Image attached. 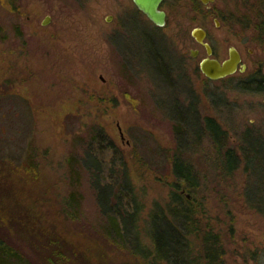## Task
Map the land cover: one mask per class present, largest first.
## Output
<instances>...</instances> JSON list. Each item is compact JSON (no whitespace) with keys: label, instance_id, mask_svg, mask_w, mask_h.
I'll return each mask as SVG.
<instances>
[{"label":"rangeland","instance_id":"1","mask_svg":"<svg viewBox=\"0 0 264 264\" xmlns=\"http://www.w3.org/2000/svg\"><path fill=\"white\" fill-rule=\"evenodd\" d=\"M14 3L17 12L0 3V171L5 177L0 175V184L6 179L15 201L94 262L99 251L107 264H133L129 251L100 234L108 215L101 212L93 180L113 185L127 167L140 206V239L149 246L150 214L156 205L166 208L174 191L170 157L176 153L198 172V219L202 231L220 241L218 263L264 264V214L250 200L264 207L263 175L245 170L243 159L225 175L200 119L214 118L239 154L247 137L248 168H259L264 92L243 87L250 78L264 79V38L256 28L264 24V0L207 5L165 0L164 27L152 23L133 0ZM214 18L237 20L240 28L216 26ZM196 28L207 31L216 59H227L236 47L246 68L225 79H207L199 67L206 50L192 35ZM88 153L99 169L85 170ZM29 165L34 171L26 176ZM75 190L79 214L71 219L65 200ZM104 190H99L101 200ZM122 201L124 211L131 212L129 198ZM2 205L0 214L6 216ZM127 223L132 228L133 220ZM11 237L33 261H41L43 250L29 246V233L12 230ZM192 241L196 255L201 242Z\"/></svg>","mask_w":264,"mask_h":264},{"label":"trees","instance_id":"2","mask_svg":"<svg viewBox=\"0 0 264 264\" xmlns=\"http://www.w3.org/2000/svg\"><path fill=\"white\" fill-rule=\"evenodd\" d=\"M6 1L8 0H0L3 7L11 12L19 10L14 0ZM158 59L160 60V57L157 58V61H159ZM256 81L255 78L244 81L243 90L264 92V79ZM200 119H203L205 125H207L205 136L208 135L210 138L221 171H224L225 175L235 172L243 159L246 166L245 170L263 175V178L260 179L259 189L264 191V161H261L257 169L248 168L250 151L245 146V142L248 140L247 137L243 138L244 147H241L243 151L239 154L236 148L227 145L228 134L214 118L203 117ZM180 143H183L181 137ZM108 146L111 147V150L115 149L112 143H109ZM177 153L181 154L183 152L178 148ZM90 158L94 160L92 164L88 162ZM170 160L173 165L172 171L176 176L174 191L166 208L156 205L150 214L147 224L152 229L146 230V233L151 245L146 246L145 241L140 239L141 232L137 226L140 206L125 162H123V166L126 167L125 171H122L120 179L115 184L101 186L97 182V178L93 180L97 188V200L101 212L103 215H108L106 226L100 230V234L109 243L129 251L133 264H219L218 247L220 241L211 233L205 234L198 219L200 209L195 202L197 195L195 189L198 188L200 182L197 179L198 172L194 171L191 164H185V159L179 154L175 153L170 157ZM98 164L97 159L89 153L83 160V167L87 172L89 169H99ZM31 171H34L31 165L24 168L26 176ZM5 181L6 179H3L0 184V199L4 198L3 200H6V204L2 205V202L0 203L3 206L2 209L6 212V216L0 214V264H58V262L59 264H107L104 252L98 251L96 256H99V258L95 257L96 262H94L91 254L80 250L66 236L54 230L50 232L44 229L41 222H38L37 216L36 219L31 217L28 210L15 201L13 187L11 189V185ZM101 188L105 189L103 201L101 200L102 194L99 191ZM185 193L192 196V199H188ZM123 196L129 198L131 212L124 211ZM6 197H13V199L7 200ZM76 197L78 196L75 190L65 200L67 216L71 219H75L76 215L79 214L80 202ZM131 199L133 200L130 201ZM250 200L253 202L252 205L257 202L255 203L257 208L264 214L262 203L252 198ZM127 219L133 220L132 228L129 227ZM12 230H23L25 233H29V246L32 249L41 248L43 250L41 261H33L25 249H21L17 242H13ZM192 237L201 242L200 253L196 255L193 254L194 241H192ZM34 238H36L35 242H33Z\"/></svg>","mask_w":264,"mask_h":264},{"label":"water","instance_id":"3","mask_svg":"<svg viewBox=\"0 0 264 264\" xmlns=\"http://www.w3.org/2000/svg\"><path fill=\"white\" fill-rule=\"evenodd\" d=\"M136 7L141 11L152 23L158 27H164L167 23V13L161 7L164 0H133ZM203 4L213 3L215 0H200ZM44 21V24L48 23ZM195 40L202 44L206 50V57L203 58L199 67L201 72L205 77L212 81H217L220 79L227 78L234 75L241 63V58L238 52L235 49H231L229 52V57L224 61H220L214 57L212 47L205 40L207 38V33L202 28H196L192 32ZM191 56L197 57L199 51L191 50ZM246 68L245 65H242V70Z\"/></svg>","mask_w":264,"mask_h":264},{"label":"flooded vegetation","instance_id":"4","mask_svg":"<svg viewBox=\"0 0 264 264\" xmlns=\"http://www.w3.org/2000/svg\"><path fill=\"white\" fill-rule=\"evenodd\" d=\"M195 2H199V3H202L200 0H194ZM203 4V3H202ZM210 4V3H209ZM204 5H207V4H204ZM214 21H215V24H216V26H220V25H222V26H228V28L229 29H232V30H238V27H239V23L237 22V20H233V19H231V20H229V22H228V20H224V19H217V18H214ZM233 24V25H232ZM262 27H260V28H258V26H256V28H257V30L259 31V35H262V38H264V24H262L261 25ZM240 28V27H239ZM205 30V29H204ZM206 31V30H205ZM206 33H207V31H206ZM264 40V39H263ZM262 40V41H263ZM206 42H207V38H206V40H205ZM208 43V42H207ZM210 44V43H209ZM201 47H203L204 48V46L202 45V44H199ZM211 47H212V45H210ZM235 49L237 52H238V54L240 55V58H241V63H240V65H239V69H238V71H242V65H244V56H243V53L240 51V49H238V48H236V47H231L230 49H229V52H230V50L231 49ZM212 50H213V55H212V57H214L215 58V51H214V48L212 47ZM249 53H251L252 54V50H250L249 51ZM229 57V56H228ZM225 60V59H224ZM224 60H222V61H224ZM237 71V72H238ZM236 72V73H237ZM253 264H255V263H253Z\"/></svg>","mask_w":264,"mask_h":264}]
</instances>
